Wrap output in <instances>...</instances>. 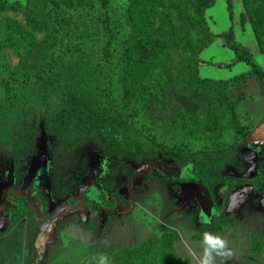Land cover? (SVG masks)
<instances>
[{
	"label": "rangeland",
	"instance_id": "374dc122",
	"mask_svg": "<svg viewBox=\"0 0 264 264\" xmlns=\"http://www.w3.org/2000/svg\"><path fill=\"white\" fill-rule=\"evenodd\" d=\"M113 4L126 24L120 40L123 62L115 103L121 106L122 98L129 93L137 94L143 83L169 84L171 88L164 97L165 101L140 108L142 119L161 143L174 148L197 149L208 142L222 141L233 144L236 151L248 148L264 156V98L256 78L245 83L207 84L201 90V98L185 94V90L196 88L197 84L191 82L196 81L198 68L202 77L215 80L239 75V68L234 67L236 63L223 66L232 62L228 61L233 54L222 46L223 38L218 35L232 29L239 43H247L249 28L240 22V0L233 2L232 19L225 0H216L205 13L207 27L217 36L202 53L211 51L216 64L207 61V56L203 60L202 53L189 52L185 33L190 27L175 23L170 4L162 6L157 0H114ZM26 6L40 16L43 14L40 0H6L3 9L0 8V72L4 68L15 77L21 69L35 72L49 48L45 34L35 31L28 23L23 10ZM164 23L172 24L177 31L176 48L172 49L167 69L151 72L148 64L136 58L138 51L134 41L157 32ZM199 23V20L195 21L197 27ZM9 42L17 47L21 56H15L12 47H6ZM200 59L205 64L199 67ZM254 59L264 71V53ZM75 71L86 79L84 85H91L92 78L88 75L86 78L84 65ZM0 91L5 96L7 89L1 75ZM52 96L51 93L48 95ZM179 98L196 108L191 132L175 126ZM47 112L40 97H36L27 106L16 107L0 116V213L3 210L1 185L10 181L21 186L32 165L31 188L39 194L47 211L51 202L64 203L74 199L83 177L96 161L100 162V173L94 181L95 186L108 196L118 195L126 207L131 205L132 210L127 214L118 213L116 208L112 212L100 211L95 207L98 198L87 191L85 196L90 203L87 205L86 202L81 211L67 213L53 225L46 226L34 212L38 205L35 198L20 199L9 191V200L20 202L23 213L0 229V264H115L102 251L103 247L119 248L153 241L167 232L179 234L181 241L174 248L181 258L190 260V264H264L262 188L246 198L240 212L228 217L219 214L218 210L204 215L198 196L184 189V184L189 182L167 180L152 170L141 184H133L132 205L129 198L120 195L124 180L134 173L126 161L125 151L120 150L118 155L99 149L96 136L90 131L82 132L73 146L66 145L50 132ZM236 125L249 135L235 139ZM238 160L235 159L246 170L245 161ZM233 171L231 167L229 173ZM18 172L22 174L20 178ZM212 194L219 203V191L214 188ZM10 210L8 207L3 212ZM111 215L114 216L111 231L103 225L105 236L84 226L94 217L103 223ZM117 223L123 225L117 226ZM258 242L255 252H251Z\"/></svg>",
	"mask_w": 264,
	"mask_h": 264
},
{
	"label": "trees",
	"instance_id": "16d2710c",
	"mask_svg": "<svg viewBox=\"0 0 264 264\" xmlns=\"http://www.w3.org/2000/svg\"><path fill=\"white\" fill-rule=\"evenodd\" d=\"M0 1V8L3 9L6 0ZM40 1L43 9L41 16L30 6L23 10L30 26L35 31L45 34L48 53L42 56L39 68L35 72L21 69L19 75L15 77L1 68L0 75L7 91L5 96H2L3 92L0 91V116L16 107H25L34 102L36 97H40L41 103L48 111L46 119L50 132L66 145L73 146L82 132L90 131L96 136L99 149L118 155L123 149L126 161L133 169L135 165L144 161H161L172 167L189 166L190 172L195 174L196 179L202 181L212 198H214L212 189L219 191L220 196L224 198L221 206L223 212L236 185L246 181L235 176L244 171L235 161L236 158L238 161H244L241 149L236 151L233 144L222 141L208 142L197 149L185 146L174 148L164 142L161 143L142 119L140 108L165 101L164 97L171 88L169 84L143 83L137 94L129 93L122 98L121 106L115 103L119 70L123 62L120 40L126 24L114 6V0ZM157 1L162 6L170 4L175 23L182 27L186 25L190 27L185 33L189 52L201 54L213 43L217 35L207 27L205 13L216 0ZM225 1L232 19L234 0ZM241 2L244 8L240 15L241 25L250 23L259 51L264 53V0ZM198 20L200 23L197 27L195 21ZM201 28L202 31H198ZM218 36L225 39L226 46L235 55L230 64L223 66L230 67L232 64L243 62L250 70L227 80H214L200 77L198 68L196 76L198 83L195 80L191 82L197 86L194 90L187 92L185 90V94L201 98V90L207 84L245 83L254 77L259 82L260 93L264 98V71L255 61L249 48L236 41L232 29ZM177 38V31L172 24L164 23L157 32L134 41V47L138 51L136 58L148 64L151 72L167 69L172 49L176 48ZM22 40L27 41V38L22 37ZM25 46L28 48L27 44ZM6 47H12L15 56H21L17 47L11 46V42ZM203 64L205 62L200 59L199 67ZM81 65H84L86 78L87 75L92 78L90 86L84 85L86 79L80 72L75 71ZM50 93L52 97H48ZM179 99L175 126L182 131L191 132L194 129L196 108L182 98ZM248 135L249 132L236 125L235 139L246 138ZM231 167L234 171L229 173ZM18 173L20 178L22 174ZM263 180L264 172L257 179L256 187L261 186ZM97 189L96 192L90 191L98 198L95 207L100 211L112 212L115 209L114 203L109 201L105 192L98 187ZM69 202L74 203L76 199ZM86 202L87 205L90 203L87 200ZM10 208L11 210L5 213L6 223L23 213L20 202H13ZM106 219L101 223L94 217L85 222L84 226L93 233L105 236L106 230L103 225L108 226L107 231L110 232L114 216H108ZM120 225L123 224L117 223V226ZM179 241L178 233L167 232L153 241L119 248L107 245L102 251L106 252L115 264H188V259L181 258L174 248ZM255 245L258 246L259 242L253 245L251 252H255Z\"/></svg>",
	"mask_w": 264,
	"mask_h": 264
},
{
	"label": "water",
	"instance_id": "95a60500",
	"mask_svg": "<svg viewBox=\"0 0 264 264\" xmlns=\"http://www.w3.org/2000/svg\"><path fill=\"white\" fill-rule=\"evenodd\" d=\"M242 158L251 164V167L242 174L235 175L241 179H250L253 178L259 164V157L257 152L250 150L248 148H244L241 150ZM189 166L185 167H172L166 163L161 161H144L138 165H135L134 170L135 173L126 178L123 182L121 188V195L125 198H129L131 200V204L133 205L134 198L132 192V183L135 182L137 185L141 184L143 180L149 175L152 170H157L164 178L168 179H188L195 178V174H192L189 170ZM33 170L34 165L31 166L28 175L23 180L21 186H16L12 182L8 181L1 185L2 193V209H6L11 205V201L8 198V192L13 191L15 195L19 198H27L35 195V191L30 188V184L33 178ZM100 173V162L96 161L86 176L82 179V186L77 190L75 199L78 201L77 203H70L69 201L64 203H55L51 202L48 205V214L49 219H45V224L47 226L53 225L56 221L62 218L67 213H75L81 211L86 204L85 193L87 191L96 192L98 189L94 184V181L98 177ZM184 189L186 192L193 191L198 195L203 214L211 215L212 213H216L217 210L213 204V200L209 191L203 185L201 180H198L197 183H190L187 185L184 184ZM253 190V185L241 186L234 190L230 194V201L225 209L226 214H232L240 212L243 205L245 204L246 198H248ZM264 197V194H263ZM110 202H115L117 206V212L121 214H127L132 210L131 205L126 207L119 200L117 196H111L109 198ZM3 210L0 213V229L4 227L6 224V217L4 215ZM41 216V215H40Z\"/></svg>",
	"mask_w": 264,
	"mask_h": 264
},
{
	"label": "flooded vegetation",
	"instance_id": "af4514ba",
	"mask_svg": "<svg viewBox=\"0 0 264 264\" xmlns=\"http://www.w3.org/2000/svg\"><path fill=\"white\" fill-rule=\"evenodd\" d=\"M240 153H241V151H240ZM258 153V152H257ZM258 157H259V164H258V169H257V171H256V173H255V175H254V177L253 178H250V179H245L246 181L245 182H243L242 184H237L236 185V187H235V189L234 190H236L237 188H239V187H241V186H246V185H248V184H250V185H253V190H252V193L253 194H255L256 192H258L261 188H262V190H261V192H262V194H264V180H263V182H262V185L261 186H258V187H256V185L258 184V181H257V179L259 178V176L260 175H262V173L264 172V156L262 155V154H259L258 153ZM245 161V160H244ZM245 163L248 165V168L246 169V170H244L243 171V173L244 172H246L250 167H251V164L250 163H248V162H246L245 161ZM135 173V172H134ZM133 173V174H134ZM193 174V173H192ZM240 174H242V173H240ZM182 180V179H181ZM199 179H196V178H188V179H185L184 181H183V183H186V182H192V183H197V181H198ZM133 184H134V182L132 183V186H133ZM30 188H31V184H30ZM32 189V188H31ZM33 190V189H32ZM233 190V191H234ZM35 191V190H34ZM232 191V192H233ZM13 192V191H12ZM196 194L195 192H193V191H191L190 192V194ZM120 195H121V193H120ZM197 195V194H196ZM15 196H17V195H15ZM111 196H114V194H112V195H110V196H108V198H110ZM115 196H117V195H115ZM122 196V195H121ZM198 196V195H197ZM18 197V196H17ZM118 197V196H117ZM122 197H124V196H122ZM8 198H9V193H8ZM27 198H35L36 200H37V203H38V205L36 206V208H34V212L36 213V215H37V217L39 218V219H41L42 220V222L45 224V219H49V214H48V207H47V211H45V207H44V203H43V201L41 200V197L39 196V194L35 191V195L34 196H32V197H27ZM85 198H86V196H85ZM119 198V197H118ZM211 198H212V196H211ZM20 199H26V198H20ZM124 199H126V198H124ZM120 200V199H119ZM212 200H213V204H214V206H215V209H217L218 211H219V214H226L225 213V209H226V207H227V205H228V203H229V201H230V195H229V200H228V202H227V204H226V206L223 208V212H222V208H221V206H222V204L224 203V198L223 197H221V199H220V202L219 203H216L215 202V200H214V198H212ZM121 201V200H120ZM246 201H247V199H246ZM78 201L76 200V202H74V203H77ZM122 202V201H121ZM112 203H114V207L117 209V206H116V203L115 202H112ZM131 203V202H130ZM13 205V202H11V205L10 206H12ZM86 205V204H85ZM124 205V204H123ZM9 206V207H10ZM40 211H41V214H40ZM4 215H5V213H4ZM40 215H42V216H40ZM227 215H232V214H227ZM46 225V224H45ZM47 226V225H46Z\"/></svg>",
	"mask_w": 264,
	"mask_h": 264
},
{
	"label": "crops",
	"instance_id": "0c3cea01",
	"mask_svg": "<svg viewBox=\"0 0 264 264\" xmlns=\"http://www.w3.org/2000/svg\"><path fill=\"white\" fill-rule=\"evenodd\" d=\"M226 2V1H225ZM234 2V1H233ZM240 2H241V0H240ZM227 5V4H226ZM241 5H242V2H241ZM242 12H244V8H243V5H242V10H241V13ZM241 13H240V15H241ZM247 24V26L246 27H248L249 28V33H248V40H247V43H244V42H241L242 43V45L244 44V46H246L247 48H249V50H250V52L252 53V55H253V57H256V56H259V54L261 53L260 51H259V46H258V44H257V41H256V39H255V36H254V33H253V30H252V27H251V25H250V23L249 22H247L246 23ZM240 26V25H239ZM245 27V28H246ZM241 28V27H240ZM235 33H237V31H236V29H235ZM213 34H215V33H213ZM238 34V33H237ZM223 38V37H222ZM236 38H237V36H236ZM235 38V39H236ZM236 41H237V39H236ZM239 41V40H238ZM237 41V42H238ZM222 46H225V47H227L226 46V41H225V39L223 38V42H222ZM228 48V47H227ZM213 49V48H212ZM229 49V48H228ZM231 50V49H230ZM232 51V50H231ZM202 53V52H201ZM232 54H233V56L231 57V55H230V59H229V61L228 62H231L232 61V59H234L235 58V55H234V52L232 51ZM258 54V55H257ZM203 55V56H202ZM209 57V59L207 60V61H212L213 63L215 62L214 61V55H211V51H210V53L209 54H205V53H202L201 54V58L203 59V60H205V58H203V57ZM214 64H216V63H214ZM235 68L237 67V68H239V74H241V72L242 73H245L246 71H249V66H247L245 63H243V62H238V63H236L235 64V66H234ZM238 74V73H237ZM237 74H234V75H237ZM199 75H200V77H202L201 76V74H200V70H199ZM233 75V76H234ZM202 78H205V77H202ZM210 79V78H209ZM215 80V79H214ZM217 80V79H216ZM181 241V240H180ZM189 261V263L188 264H190V260H188Z\"/></svg>",
	"mask_w": 264,
	"mask_h": 264
}]
</instances>
